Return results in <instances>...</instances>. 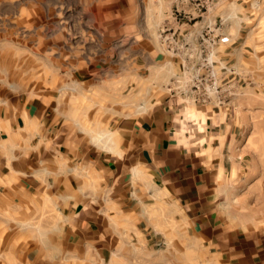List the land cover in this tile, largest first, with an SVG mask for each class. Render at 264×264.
Here are the masks:
<instances>
[{"label":"crops","instance_id":"obj_1","mask_svg":"<svg viewBox=\"0 0 264 264\" xmlns=\"http://www.w3.org/2000/svg\"><path fill=\"white\" fill-rule=\"evenodd\" d=\"M244 1L100 2V43L55 66L0 0V264H264V93L244 66L193 78L197 28L238 31Z\"/></svg>","mask_w":264,"mask_h":264},{"label":"rangeland","instance_id":"obj_2","mask_svg":"<svg viewBox=\"0 0 264 264\" xmlns=\"http://www.w3.org/2000/svg\"><path fill=\"white\" fill-rule=\"evenodd\" d=\"M4 1L6 37H13L14 33L21 37H54L55 54L53 59L55 66L62 64L60 52L63 42L69 46L71 57H66V61L69 58L71 63L75 61L73 56L77 55L79 46L86 55L94 50L93 41L99 44L101 31L104 33V27L100 30L98 24L93 20L95 11L97 12L100 2L107 7L113 2V0ZM150 1L157 2L158 0ZM232 1L221 0V5L225 8L220 10L228 11L227 14L231 19L237 18L239 12L236 5L227 9L228 6L225 4L228 5ZM156 12L153 15V23L152 15L150 17L149 30L151 37H155L157 42ZM214 15L216 17L218 14ZM240 18H242V23L238 31L237 26L223 25L219 22L207 28L201 26L197 28V31L206 37H197V41L193 42V56L198 55L197 57L200 58L198 67H205L208 74L204 77L194 74L196 85L208 84V86H212V90H216L221 71L229 72V75L233 76L234 74L231 72H236V67L244 66L245 84L253 85V82H257L264 93V0H245L244 8L240 7ZM18 22H20L19 25ZM206 32L208 35H205ZM228 32L230 35L228 41L220 43V37L223 34L225 36ZM237 34L240 38V47L245 49V56H242L240 63L237 62V58H230V62L225 64V61L220 58V51L224 45L234 47L236 44L233 41L237 38ZM63 35L69 40L63 39ZM38 61L40 65L45 64L46 60L39 56ZM227 68L230 71H227ZM230 90L232 89L230 88ZM232 96L236 98V94Z\"/></svg>","mask_w":264,"mask_h":264},{"label":"built area","instance_id":"obj_3","mask_svg":"<svg viewBox=\"0 0 264 264\" xmlns=\"http://www.w3.org/2000/svg\"><path fill=\"white\" fill-rule=\"evenodd\" d=\"M210 88H211V86H209V87H208V90H207V91H209V90H210Z\"/></svg>","mask_w":264,"mask_h":264}]
</instances>
